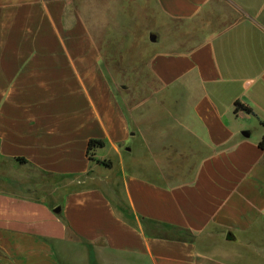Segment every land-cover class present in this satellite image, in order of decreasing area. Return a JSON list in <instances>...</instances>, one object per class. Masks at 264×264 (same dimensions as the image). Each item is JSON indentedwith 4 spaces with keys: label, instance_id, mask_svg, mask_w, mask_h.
Instances as JSON below:
<instances>
[{
    "label": "crops",
    "instance_id": "crops-1",
    "mask_svg": "<svg viewBox=\"0 0 264 264\" xmlns=\"http://www.w3.org/2000/svg\"><path fill=\"white\" fill-rule=\"evenodd\" d=\"M142 28L159 118L112 83ZM262 122L264 0H0V264H264Z\"/></svg>",
    "mask_w": 264,
    "mask_h": 264
},
{
    "label": "rangeland",
    "instance_id": "rangeland-1",
    "mask_svg": "<svg viewBox=\"0 0 264 264\" xmlns=\"http://www.w3.org/2000/svg\"><path fill=\"white\" fill-rule=\"evenodd\" d=\"M149 25V24H148ZM152 29H154L152 27ZM154 31H156L154 29ZM137 35H130L127 45L132 47L126 50L127 58L126 64L123 66L120 81H113L112 83L121 90V99L124 105H132L135 102L146 99L145 95H149L147 99H152L155 113L160 117V101L161 97L157 93H152L162 89V85L153 77L148 67V59L150 51L156 48V44L151 42V34L147 33L145 29H141ZM145 36V41L141 42L140 37ZM125 37V34H124ZM124 51V50H123ZM147 92V93H146ZM200 146L196 145H179V144H161L155 143L152 145L154 155L161 157V165L165 172H178V175L173 177V181H185L191 179L196 166V156H198ZM175 235L188 237V233L175 230ZM181 234V235H180ZM192 237V236H191ZM190 239H193V237ZM189 238V237H188Z\"/></svg>",
    "mask_w": 264,
    "mask_h": 264
},
{
    "label": "trees",
    "instance_id": "trees-1",
    "mask_svg": "<svg viewBox=\"0 0 264 264\" xmlns=\"http://www.w3.org/2000/svg\"><path fill=\"white\" fill-rule=\"evenodd\" d=\"M235 110L238 111H244L246 113H250V114H254V110L251 106L241 102L240 100H237L235 102ZM262 124L264 125V122H262ZM105 145V142L101 139H91L89 141V150L91 151L94 148L97 147H103ZM259 147L261 149L264 150V136L262 137V139L259 142ZM99 163L105 164V165H110V161L107 160H98Z\"/></svg>",
    "mask_w": 264,
    "mask_h": 264
},
{
    "label": "water",
    "instance_id": "water-1",
    "mask_svg": "<svg viewBox=\"0 0 264 264\" xmlns=\"http://www.w3.org/2000/svg\"><path fill=\"white\" fill-rule=\"evenodd\" d=\"M151 40H152V41H155V40H156V38H155L154 35L151 36ZM55 211H56V212H60V207H57V208L55 209Z\"/></svg>",
    "mask_w": 264,
    "mask_h": 264
}]
</instances>
